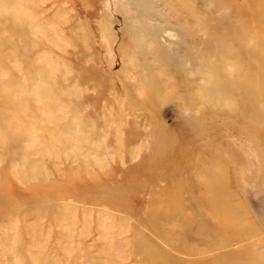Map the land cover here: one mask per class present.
Instances as JSON below:
<instances>
[{"label":"rangeland","instance_id":"1","mask_svg":"<svg viewBox=\"0 0 264 264\" xmlns=\"http://www.w3.org/2000/svg\"><path fill=\"white\" fill-rule=\"evenodd\" d=\"M106 1L0 0V264H264V0Z\"/></svg>","mask_w":264,"mask_h":264},{"label":"bare ground","instance_id":"2","mask_svg":"<svg viewBox=\"0 0 264 264\" xmlns=\"http://www.w3.org/2000/svg\"><path fill=\"white\" fill-rule=\"evenodd\" d=\"M143 2V4H145V5H147V3H145V1L144 0H142ZM148 2H150V0L148 1ZM106 3H107V11H108V13H110V14H112V7H113V5L115 6V3H116V0H113V1H111V0H107L106 1ZM165 4H167V3H165ZM139 5V4H138ZM172 5L170 4V7H171ZM143 7H144V5H143ZM139 8V7H138ZM146 8V7H145ZM141 9V8H140ZM146 10V9H145ZM173 13V12H172ZM169 14V13H168ZM145 17H147V15H145ZM148 17H149V20L151 19V20H154L152 17L153 16H149L148 15ZM170 23V22H169ZM107 29V28H106ZM152 31H153V29H151ZM163 32L164 33H166L171 39H173V40H175L176 39V37L179 39V36L172 30V29H165V31L163 30ZM103 40H104V42L108 45V47H109V49H110V52H111V55H112V53H113V51H114V49L112 48V46H111V44H110V40L108 39V37L107 36H105V35H103ZM177 40V39H176ZM131 61V60H130ZM133 62V61H132ZM132 65V64H131ZM124 69V62L122 63V67H121V69L120 70H123ZM132 76V75H131Z\"/></svg>","mask_w":264,"mask_h":264}]
</instances>
